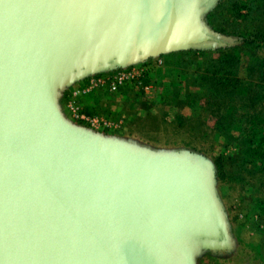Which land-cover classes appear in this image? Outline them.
<instances>
[{"label": "water", "instance_id": "1", "mask_svg": "<svg viewBox=\"0 0 264 264\" xmlns=\"http://www.w3.org/2000/svg\"><path fill=\"white\" fill-rule=\"evenodd\" d=\"M219 0H0V264H196L232 249L216 169L68 119L74 83L237 38Z\"/></svg>", "mask_w": 264, "mask_h": 264}, {"label": "rangeland", "instance_id": "2", "mask_svg": "<svg viewBox=\"0 0 264 264\" xmlns=\"http://www.w3.org/2000/svg\"><path fill=\"white\" fill-rule=\"evenodd\" d=\"M231 1L234 0H219L207 15V22L212 29L210 14L222 3L218 19L230 20L228 9ZM235 1L244 6L249 0ZM240 12L245 14L246 10L241 9ZM188 52L214 51H180L149 60L142 64L149 66L141 83H127L115 92L109 91L107 87L98 88L83 97L82 110L117 125L113 129H93L98 133L130 140L157 154L187 151L206 158L214 165L215 195L230 230L232 249L223 254L210 251L200 253L196 264H264V207H260L264 203L259 202V199L264 198V188L259 185L260 178L250 173L243 171L241 177L230 176L237 173L235 159L239 156L240 124L233 130L232 139L212 130L213 119L203 108V102L190 97L195 90L190 86L189 75L197 65L201 66L198 63L201 59H193ZM260 52L264 55V47ZM157 60L161 64L157 65ZM244 67L242 61L240 77L245 76ZM83 82L74 83L65 91L61 105L68 119L90 128L69 118L64 106L69 92ZM217 160L225 173L221 180L217 177Z\"/></svg>", "mask_w": 264, "mask_h": 264}, {"label": "trees", "instance_id": "3", "mask_svg": "<svg viewBox=\"0 0 264 264\" xmlns=\"http://www.w3.org/2000/svg\"><path fill=\"white\" fill-rule=\"evenodd\" d=\"M221 5L210 14L209 23L214 31L236 37L239 44L214 52H188L193 59H201V66L197 65L189 75L190 86L195 90L190 97L203 102L213 119L214 132L232 139L233 130L240 124L237 173L230 176L250 173L260 178L259 185L264 188V55L260 52L264 47V0H249L244 6L231 1V18L227 21L218 19ZM241 9L246 13L242 14ZM242 61L244 77L239 75ZM219 162L215 164L221 180L225 173ZM259 202L264 203V198Z\"/></svg>", "mask_w": 264, "mask_h": 264}, {"label": "built area", "instance_id": "4", "mask_svg": "<svg viewBox=\"0 0 264 264\" xmlns=\"http://www.w3.org/2000/svg\"><path fill=\"white\" fill-rule=\"evenodd\" d=\"M156 63L157 65L161 64V61L157 60ZM148 66H133L124 70L105 75H96L86 79L80 86L73 88L69 92L64 105L68 117L74 121L82 122L94 130H107L117 127L113 122L101 116L89 115L83 112L81 100L87 94L101 87H107L109 91L115 92L127 83H141L145 78Z\"/></svg>", "mask_w": 264, "mask_h": 264}, {"label": "crops", "instance_id": "5", "mask_svg": "<svg viewBox=\"0 0 264 264\" xmlns=\"http://www.w3.org/2000/svg\"><path fill=\"white\" fill-rule=\"evenodd\" d=\"M62 102V101H61ZM83 109V108H82Z\"/></svg>", "mask_w": 264, "mask_h": 264}]
</instances>
